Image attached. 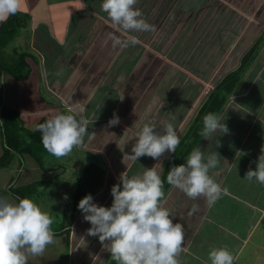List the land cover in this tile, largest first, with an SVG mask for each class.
<instances>
[{
	"label": "crops",
	"instance_id": "0c3cea01",
	"mask_svg": "<svg viewBox=\"0 0 264 264\" xmlns=\"http://www.w3.org/2000/svg\"><path fill=\"white\" fill-rule=\"evenodd\" d=\"M44 1L21 4L18 10L29 18L25 28L27 36L30 35V53H24L34 64V67L28 64L29 78L21 83H27L26 96L18 93V97L30 106L25 108L29 112L52 107L55 97L46 93V99L39 92L42 74L46 72L44 89H59L66 96L63 89H67V84L60 81L64 80L63 76H50L47 70L48 65L55 70L68 60V66L75 72V81L83 86L75 92L72 103L83 105L89 120V135L80 147L87 154L99 156L101 165L93 164L104 171L102 187L92 195L93 202L111 207V188L121 183L122 173L132 177L155 167L164 181V206L174 216L173 222L184 226L181 264H211L209 251L218 247H226L235 256L234 264H264V185L255 179L251 182L244 179L249 169H256L264 150V0H179L178 5L177 0H138L136 7L155 26V31L137 33L118 30L101 10L103 0H72L73 4H60L59 0L58 4L41 6ZM242 4L253 7L251 15L255 20L247 17L245 22L235 17L232 7L240 8ZM174 12L186 15L178 32L169 22ZM161 18L168 23L162 36L158 35ZM110 35L122 42L136 37L139 42L113 47ZM256 46L254 60L238 76L223 105L219 104V98L225 93L215 98L216 87L239 70L243 57ZM35 55L42 58V65ZM51 56L55 58L53 61ZM102 87L107 88L104 96H108L109 90L115 91V96L113 110L100 114V101L92 108L87 104ZM92 88L95 89L88 94ZM209 88L212 91L208 92ZM213 103L216 110L206 111ZM209 113L221 118L227 133H213L206 139L197 132V118ZM114 116L119 118V123L109 126ZM169 122L180 138L175 153L165 152L159 159L143 156L132 161L128 158L145 123H151L162 133ZM33 126L32 123L25 125L28 130ZM203 127L204 124L202 130ZM195 148L203 151L205 159L214 152L220 156L210 175L226 192L213 206H208L204 197L190 199L167 183L170 169L185 163V156ZM3 150L0 133V157ZM19 158H13L6 170L0 169V197L10 201L14 199V192L9 184L17 176L14 171L19 167ZM21 159L24 167L16 178L19 185L16 181L12 189L37 182L38 172L45 173L30 156L24 155ZM50 166L53 168L46 172L50 176H45L48 179L38 182H51L66 174L62 164ZM76 177L74 172L72 179ZM70 184L69 181L59 183L61 187L66 185L56 201L66 209H62L64 215L72 207ZM43 193L47 203H35L46 211L48 200L52 199L50 192ZM194 204L199 206V211L189 215ZM64 215L57 224L59 228L53 230L58 243L49 245L43 256L30 259L29 264H117L107 248L102 247L98 236L88 235L91 224L84 220L78 207L61 228Z\"/></svg>",
	"mask_w": 264,
	"mask_h": 264
},
{
	"label": "clouds",
	"instance_id": "9594fccd",
	"mask_svg": "<svg viewBox=\"0 0 264 264\" xmlns=\"http://www.w3.org/2000/svg\"><path fill=\"white\" fill-rule=\"evenodd\" d=\"M137 4L138 0H103L101 10L118 30L126 33L155 31V26L146 21ZM20 6L21 0H0V21L16 14ZM109 38L113 47L139 42L136 37L123 42L115 35ZM3 75L6 74L0 77ZM14 81L11 80L12 84ZM16 89L19 91L17 86ZM118 123L119 118L114 116L109 126ZM203 124L200 135L206 139L213 133L228 132L215 113L205 115ZM87 125V120H78L72 114H56L37 125L34 131L42 133L44 149L59 159L82 146L84 137L89 135ZM137 137L132 154L128 155L132 161L143 156L159 159L165 152L175 153L180 144L171 122L164 125L162 133L151 123H145ZM219 157L214 152L205 159L203 151L195 148L185 163L170 169L167 183L180 189L188 198L204 197L208 206H213L226 192L210 175V170L217 167ZM244 179L249 182L255 179L264 185V150L256 169H249ZM120 181L111 188V207L98 206L91 194L79 201L78 209L84 214V220L91 224L88 235L98 236L102 247L107 248L117 264H181L184 226L174 223V216L164 206V181L156 168H148L142 175L132 177L122 173ZM198 211L199 206L194 204L189 215ZM53 223V217L30 198H22L17 203L0 197V264H29L30 259L43 256L49 245L58 243L51 227ZM208 259L211 264H234L235 256L226 247H218L209 251Z\"/></svg>",
	"mask_w": 264,
	"mask_h": 264
},
{
	"label": "rangeland",
	"instance_id": "374dc122",
	"mask_svg": "<svg viewBox=\"0 0 264 264\" xmlns=\"http://www.w3.org/2000/svg\"><path fill=\"white\" fill-rule=\"evenodd\" d=\"M33 2H34V0H21V4H33ZM70 2H72V0H60V4H73V2L72 3H70ZM58 3H59V0H50V1L45 0L40 5L44 6L45 4H58ZM178 4H180L179 0H177L176 5H178ZM58 9H59V7H58ZM58 9H51V10L53 12H56ZM232 9L234 12H236L235 17L236 18L239 17V18H241L240 19L241 21L244 20L245 22H247L246 21L247 17L252 18L251 11L252 12L254 11L253 7L250 5L247 6V4H242L240 8L239 7H232ZM232 9L230 8V10H232ZM256 14H258V13H256ZM172 15H173V17L169 22L172 24L171 27H174L175 31L178 32V30H180L184 24V21L186 19L185 18L186 15L179 14L178 12H174V14L172 13ZM252 19H254V16ZM255 19H256V17H255ZM166 23H167V21L164 18L159 19L158 35L162 36L165 34L164 30L166 31V29L168 27V23L167 24ZM240 24H241V22H240ZM242 26H245V25H242ZM27 34H28L27 29L23 28V29L19 30L18 33L14 36V38L9 42V45L7 46V48H5V50L2 53V57L5 60V62L13 64L15 62V58L17 57L16 56L17 54H19L21 52L30 53L29 52L30 48L28 46V43H29L28 40H29L30 35L27 36ZM65 46H67V45H65ZM56 48L57 47L52 46V49H56ZM15 53H17V54H15ZM67 55H70V53L68 52ZM35 56L39 57V55H35ZM54 59L55 58L53 56L50 57V61H53ZM39 60L40 61L38 63L41 62V65H42V63H43L42 58L39 57ZM35 61L37 62V59H35ZM26 62H28V64H30L31 66L34 67V64H33L31 57H27ZM56 63H59V62H56ZM68 65H69L68 60H66L64 62V64L57 65L55 67V70L52 68V66L48 65V70H47L48 74L50 76L52 74L54 76H59V75L63 76L64 80H60V81L67 84L66 87L64 86L67 89L66 90L63 89V91H65L67 93L66 96L63 93L59 92V89L50 90L49 88H46V89L43 88V84H44V81L46 79V72H43V74H42V76H43L42 82H41L42 86H41V89L39 92H40L41 96L43 98H46V99H48V97L45 94L50 93L52 96L55 97V99H57L62 104L63 108H72L73 113L81 116L82 119L87 120L89 122V120L86 116V111H85L84 106L79 104V103L78 104L72 103L75 101V92H78V88H82L83 86H81L80 81H77V80L75 81V72L73 71V68H71ZM11 80H13V79H11L7 75H3L2 77H0V83H1L0 84V109H1V106H4L5 108H7V106H8L12 109H18L21 112L29 113V111H26L25 108H28L30 106L24 105L22 102H20V99L18 97L19 96L18 93H20V95L22 97L26 96L25 95V92H26L25 89H26L27 83L18 84L19 82L14 81L15 83L11 84ZM16 86L18 87L19 92L16 89ZM94 89L95 88L90 89L88 94H90V91H92ZM96 89H98V88H96ZM106 90H107L106 87L99 88V90L96 93V95L94 96V98L91 99L89 101V103L87 104V107L92 108V107L97 105L98 101H100L102 104L101 105L102 106V108H101L102 113H100V114H103V112H105V111L108 112L109 109L113 110L112 103L114 102L115 91L109 90L108 96L107 95L104 96V92ZM142 106L145 107V104H143ZM51 109H55V106L48 107V109H45V110H51ZM35 112H38V111H35ZM58 112H59V110L58 111H51L52 115L50 118H52L54 115L58 114ZM60 112H61V110H60ZM109 115H111V113H109L108 116ZM50 118H48V119H50ZM44 156H45L44 157V161H45L44 165L45 166H50L51 164L56 163V164H62L63 167L66 168V174L65 175L60 174V176L57 177L52 182H48V183L41 182L42 180L48 179V178L45 179V176H47V177L50 176V174H46V172L45 173L38 172L39 177H37L38 179H36L38 181L41 180L40 182L42 183V185H40V187H41L40 192L34 196L39 203H44V204L47 203L45 201L46 196H45V193H43V191L47 190V192L51 193V199L52 200H48L49 205H48V208L46 209V212H48L53 217L54 223L52 224L51 227H52V230H55L56 228H59V225H57V224L60 222L62 215H64L62 213L63 210H66V209H63L61 206H59L58 203L56 202L57 198L59 196H61V193H60L61 189L62 188L66 189V185L61 187L59 185V183H64L65 181H69L71 183L69 189H70V193L72 194V191L74 188V182H75V178L72 179V174L75 172V177H76V175L77 176L80 175L82 168L85 167L88 163H96V164L101 165V159L99 156L90 155V154L83 152V149L81 147H79L77 149L74 148L70 155H68L66 157L59 158V159L52 156L48 152H45ZM63 160H64V162H63ZM50 168H48L49 171L52 169V168L51 169ZM5 170H6V168H5ZM15 174H17V173H15ZM29 175L31 177V174H29ZM33 179H34V177H33ZM17 182H18V180H17ZM18 185H19V182H18ZM56 191H58V193H56ZM13 200H14V202L17 201L15 198ZM63 219H64V217H63Z\"/></svg>",
	"mask_w": 264,
	"mask_h": 264
},
{
	"label": "trees",
	"instance_id": "16d2710c",
	"mask_svg": "<svg viewBox=\"0 0 264 264\" xmlns=\"http://www.w3.org/2000/svg\"><path fill=\"white\" fill-rule=\"evenodd\" d=\"M28 20L29 18L27 17V15H23L17 12L14 15L7 16L5 20L0 22V75H9L19 83L25 82L30 75V68L28 63L26 62L28 54L24 52H21L19 54L15 53L17 54V57H14L15 62L11 64L5 62L2 57V53L9 45V42L18 33V31L27 27ZM256 51L257 46L251 49L243 57L239 70L234 74L228 76L216 87L215 92H213L215 98H219L218 95L225 93V96H223L221 99L219 98V104L223 105L226 100V96H229L232 93L234 87L238 82V76L247 66L252 63L255 58ZM51 105L55 107H61V103L57 99H54ZM209 106L210 107H207L206 111L214 112L216 110L214 103L212 104V106L211 104H209ZM212 108L215 110L212 111ZM60 114H72L78 120L81 119V117L76 115L75 113L66 112L64 110L61 111ZM204 116L197 118V125H195L197 132L200 131L201 133L202 131V119L204 118ZM45 121L46 119H41L31 128V130H28L25 128V125L20 118L19 111L1 106L0 133L4 143V150L3 154L0 157V169L7 168L13 158L19 156V159L21 160V157H23L24 155H28L36 162L40 170H45L44 172L49 171L48 168H50L51 166L44 165V153L47 151L44 149L42 144V133L39 131H34L37 125L44 123ZM190 149H192V147H190ZM187 158L188 157L186 155L184 159ZM103 180L104 171L98 165L90 163L83 167L80 175L75 178L74 188L71 195L72 207L64 215V220H62L60 224L61 228L65 226L66 219L69 220L72 218L73 213L78 207L79 201L83 197L89 194H91L92 196L101 189ZM40 185H42V183L37 181L25 186L16 187L15 189H10L14 192V196L17 202L25 197L30 198L34 202H36L37 200L34 196L40 192Z\"/></svg>",
	"mask_w": 264,
	"mask_h": 264
},
{
	"label": "built area",
	"instance_id": "2783aa9c",
	"mask_svg": "<svg viewBox=\"0 0 264 264\" xmlns=\"http://www.w3.org/2000/svg\"><path fill=\"white\" fill-rule=\"evenodd\" d=\"M213 88H209L208 92L212 91ZM58 114H60V110L61 111H66V112H70L73 113V109L72 108H63L62 104L61 107H55V109H51V110H43V111H38V112H29V113H25V112H21L19 111L20 114V118L23 121L24 125H30L32 123V125H35L38 121H40L41 119H47L51 117L52 113L51 111H58ZM23 162L22 159L20 160V164L19 167L14 171V173H17L16 175H20L23 171ZM18 171V172H17ZM16 176V178H17ZM14 179L13 181H11V183L9 184V188H11L12 186L14 187L13 184H15V182L17 181V179ZM13 197L15 198V196L13 195ZM16 199V198H15Z\"/></svg>",
	"mask_w": 264,
	"mask_h": 264
}]
</instances>
